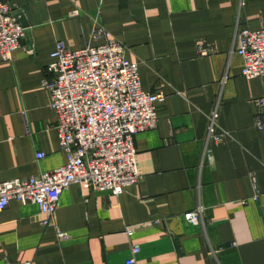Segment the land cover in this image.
<instances>
[{"label":"crops","instance_id":"1","mask_svg":"<svg viewBox=\"0 0 264 264\" xmlns=\"http://www.w3.org/2000/svg\"><path fill=\"white\" fill-rule=\"evenodd\" d=\"M6 2L26 36L0 57V183L66 163L42 84L57 43L94 46L101 25L138 64L142 90L165 100L156 128L134 137L135 185L119 196L71 185L53 226L36 205L11 200L0 264H264V127L255 126L264 77H242L238 54V33L264 28V0ZM214 112L219 142L208 139ZM191 212H201L197 224L184 218Z\"/></svg>","mask_w":264,"mask_h":264},{"label":"built area","instance_id":"2","mask_svg":"<svg viewBox=\"0 0 264 264\" xmlns=\"http://www.w3.org/2000/svg\"><path fill=\"white\" fill-rule=\"evenodd\" d=\"M25 36V28L12 14L6 0H0V57L3 61L11 59L12 52L21 47ZM92 38L96 45L77 51L57 43L47 67L51 80L42 83L50 93V106L57 116L56 133L60 150L66 156L65 165L0 183V212L11 200L34 204L45 218L43 224L53 226L61 194L71 185L119 196L123 188L139 181L134 137L156 128V104L163 102L165 95L142 90L138 64L126 59V48L101 25L96 24ZM238 38L242 77L263 78L264 28L242 30ZM205 51L200 49V53ZM256 103L255 126L260 130L264 127V106L262 100ZM216 118L214 112L208 139L219 142L224 134L215 132ZM35 158L39 161L44 155L37 153ZM200 214L191 212L184 218L197 224ZM64 237L58 232L59 239ZM139 251L138 246L131 249L133 256Z\"/></svg>","mask_w":264,"mask_h":264}]
</instances>
